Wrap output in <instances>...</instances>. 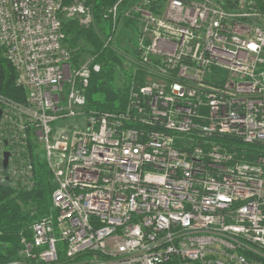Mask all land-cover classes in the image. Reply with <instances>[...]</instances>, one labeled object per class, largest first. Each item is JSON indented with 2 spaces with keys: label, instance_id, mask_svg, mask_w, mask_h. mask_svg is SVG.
Here are the masks:
<instances>
[{
  "label": "built area",
  "instance_id": "1",
  "mask_svg": "<svg viewBox=\"0 0 264 264\" xmlns=\"http://www.w3.org/2000/svg\"><path fill=\"white\" fill-rule=\"evenodd\" d=\"M246 6L113 0L103 26L89 0H0V49L25 92L0 96V182L29 186L13 160L30 137L56 184L3 264H264V13ZM65 22L114 52L132 30L122 110L88 109L99 66L74 65Z\"/></svg>",
  "mask_w": 264,
  "mask_h": 264
},
{
  "label": "trees",
  "instance_id": "2",
  "mask_svg": "<svg viewBox=\"0 0 264 264\" xmlns=\"http://www.w3.org/2000/svg\"><path fill=\"white\" fill-rule=\"evenodd\" d=\"M112 1L89 0V3L93 5L97 23L104 26L105 22L99 13L102 7L110 5ZM242 2V0L219 1L224 8L229 10L243 7ZM253 4L256 10L264 13V0H253ZM64 32L73 36L66 41L72 50L75 48L77 40L85 41L91 48L93 63L99 66V71L91 73L85 92L88 109L101 112L122 110L132 76L129 77V82L123 89L109 95L115 96L114 101L112 98L106 97L114 67L121 65V59L116 52L104 48L98 36L91 29H82L72 22H65ZM128 43L134 47L133 39ZM73 63H76L74 57ZM0 96L19 104L25 102V92L16 85L15 70L4 57L1 49ZM33 142L35 143V140L29 137L25 142L24 153H21L19 159L13 160L16 171L31 167L29 186L17 177H5L7 180L0 182V264L19 258V252L22 249L21 237L29 239L31 226L45 217L51 209V197L56 184L42 150ZM3 147L11 151L19 147V144H12L6 140L3 142ZM7 168L8 165L5 167L2 165L0 174H5L4 170Z\"/></svg>",
  "mask_w": 264,
  "mask_h": 264
},
{
  "label": "rangeland",
  "instance_id": "3",
  "mask_svg": "<svg viewBox=\"0 0 264 264\" xmlns=\"http://www.w3.org/2000/svg\"><path fill=\"white\" fill-rule=\"evenodd\" d=\"M214 1L219 3V1L222 2L224 0ZM242 1L244 7H247L246 5H248V3L250 2L253 3V0ZM132 35V30L128 29V27H125L120 33V39L117 40V43L115 44V51L117 56L121 59V65L114 67V71L111 74V82L108 85V91L106 93V97H109V99L112 98L113 101L115 100V96L109 95L111 93H114L115 91L123 89V87H125V85L129 82V77L133 75L135 70V48L132 47V44L128 43V41H130L131 39H133L134 41V37H132ZM131 51H133V53H131ZM73 57L76 62L74 63L75 66H80L81 64L88 63L92 60L91 48L85 41L77 40L75 43V48L73 49ZM34 144H37L43 152L42 146L39 143L35 142Z\"/></svg>",
  "mask_w": 264,
  "mask_h": 264
},
{
  "label": "water",
  "instance_id": "4",
  "mask_svg": "<svg viewBox=\"0 0 264 264\" xmlns=\"http://www.w3.org/2000/svg\"><path fill=\"white\" fill-rule=\"evenodd\" d=\"M3 156H4L3 165L5 167L7 165V160H8L9 154L7 152H5Z\"/></svg>",
  "mask_w": 264,
  "mask_h": 264
}]
</instances>
